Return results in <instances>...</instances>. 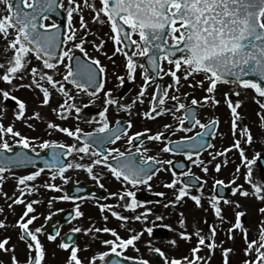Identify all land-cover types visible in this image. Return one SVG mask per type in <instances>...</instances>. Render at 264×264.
<instances>
[{"label": "snow or ice", "instance_id": "6c2138e0", "mask_svg": "<svg viewBox=\"0 0 264 264\" xmlns=\"http://www.w3.org/2000/svg\"><path fill=\"white\" fill-rule=\"evenodd\" d=\"M5 5L4 14L0 15V38L5 44V51L11 53L4 62H0V195L11 203L8 208L14 212V205L23 204L24 209L14 225L7 223L8 217L0 219V230L7 232L9 227H19V239L25 243L30 255L21 261L17 255V246L11 243V235L0 237V251L10 256L11 264H47L46 248L40 239L43 226L31 228L30 225L38 219L35 214L34 204L39 201L28 199L32 193L39 192L36 181L45 170L51 182H46L43 187L63 193L48 200L49 206L53 200L83 201L85 197L69 195L65 189L55 183L59 178L64 184L72 179L66 173L77 169L85 171L100 188H104V179L111 175L121 185L118 191L108 193L115 198L114 204L99 203L103 213L111 212L113 217L125 222L122 226L128 229L130 219L139 221L141 228L128 229L127 237L121 236L113 227H76L71 229L74 233L102 232L111 234L113 238L102 240L106 250L85 259L80 253V244L71 236L61 238L59 248L69 252L64 264H123L122 260L110 258L112 254L125 256V250L130 246L140 251L138 242L145 232L151 236L154 228L158 227L150 220V215H155L151 207H144V211L131 217L116 211L117 207L136 212L149 203L147 200L137 198L139 186H146L152 190L150 181L162 171L171 170L172 179L164 186L175 191L172 198H167L164 192L159 195L167 199L164 208L175 206L185 198L190 197L197 207H202L203 185L199 183L202 178L191 174V170L178 172L172 166V159H160L161 153H181L189 160L196 157L195 164L202 166L205 173L209 172L208 165L215 156L223 157L231 149L239 152L240 164L235 172L239 174L241 168L245 169L243 175L252 191L238 185V176L229 181L232 185L233 195L239 193L248 197L255 195L264 201V165L260 166V177L254 179V168L259 161L264 160L261 152H255L252 157L246 154L243 144L252 145L255 136L248 124H243L246 117L238 110L243 104L241 90H254L260 111L257 116L260 121L261 136L264 137V0H2ZM62 12L61 15H55ZM86 13L91 16V24L107 26L108 36L114 43L111 56L104 52L107 43L96 31H93ZM54 17V18H53ZM78 18V20H77ZM77 23L79 27H77ZM82 33V35H81ZM96 36L99 40L91 39ZM111 60L121 54L125 57L123 74L113 73L117 87H123L128 80L136 81L137 70L142 69L143 83L140 90L130 102H121V98L113 95V89L107 88L108 67L102 63L99 56L90 55L87 44ZM141 59L146 63H141ZM35 61V63H34ZM115 65V61H112ZM167 64L165 69L164 64ZM63 68V71H61ZM151 70H155L150 74ZM163 76H170L172 82L166 86L158 80ZM197 77H202L197 79ZM182 80L189 81L188 87L195 89L197 86L204 89L207 95L202 97L206 103L219 105L216 99L218 87L222 84L233 85L232 91L224 92V98L230 109L231 133L234 143L222 152H216L212 159H201V154L206 148L215 149L206 137L218 125L219 118L209 120L207 123L197 118L196 108L200 105L193 92H185L184 96H191V103H178L177 110L183 109L182 117H176L175 112L166 107L168 99L179 101V96L169 95L171 90L180 92L183 87ZM7 84L9 87H4ZM74 88L70 89L67 85ZM154 91L149 93L150 86ZM27 89L35 94L39 109L50 108L61 120L73 117L76 121L96 124L92 131L85 132L80 126H64L55 120L42 116L40 110H33L27 115L29 103L14 93ZM103 93V110L97 115L85 119L84 110L89 105H95L98 94ZM59 95L61 101L56 107L51 106L53 95ZM77 94L91 97L84 103L77 101ZM147 95V99H146ZM233 95L236 97L233 100ZM14 101V120L22 121L28 128L36 130L37 126L31 120H40L46 123L47 134L54 132L66 134L74 140L73 143H63L55 139H42L39 136H29L16 128L14 122L4 123L8 113V102ZM137 103H147L148 108L137 115L148 120L171 112L177 123L173 129L172 124L165 123L163 131L153 132L151 128L144 127L140 131H132L133 119L129 118L125 124L119 120L113 126L109 119V107L115 106L116 111H124L129 117L132 115ZM98 116V118H97ZM185 121L191 126L185 127ZM241 124L243 126L241 127ZM199 127L203 132L195 135H183L173 140L165 135L166 132H192ZM147 134V135H146ZM12 140V143L9 140ZM123 140L128 145L127 151H122L117 146L107 147L108 144L116 145ZM160 142L156 155H149L151 149L145 146L144 141ZM14 145L21 146L19 151L14 150ZM25 149H30V154ZM38 149H50V158H43V167L35 163L41 159ZM75 154V156L73 155ZM212 154H210L211 156ZM65 157H71L66 162ZM87 158V160H86ZM228 163L227 160L224 161ZM16 166H34L35 170L18 174L13 169ZM97 166L106 171H97ZM217 172L221 164L214 165ZM183 169V163L180 164ZM11 177L16 181L15 191L11 196L3 190L6 180ZM79 184V181H77ZM216 185H224L223 179L215 181ZM197 186L199 194H193L191 188ZM136 189V190H134ZM79 191V189H77ZM18 193V194H17ZM95 197V193L90 194ZM107 199V197H105ZM235 205L237 209L242 206L239 201H232L224 196L215 195L210 199V207L215 216L224 223L225 215L220 202ZM259 211L264 213V207ZM4 208L0 206V214ZM11 214V213H10ZM54 213L49 212L47 219ZM80 203L75 204L76 217H83ZM246 211L235 213V222L228 229L230 239H235L234 230L243 229V238L247 243L244 249L248 259L243 264H264V223L260 225L259 239L249 240L248 229L243 227L241 217ZM178 224L181 229H173L177 236L185 242L191 243L195 237L196 243L186 255L179 257L165 254L161 248L153 247L148 240L149 251L160 253L164 264H209L211 255H201L204 248L214 253L217 248V227L212 225L209 234H203V229L198 226L189 232L187 218L184 213H179ZM109 216L103 215V220L108 221ZM163 215H156V220L163 221ZM172 228V225H161ZM60 237V232L50 233L48 239L55 242ZM211 242H208V241ZM170 243L178 247V240L172 239ZM86 244L83 250H87ZM231 248H222L223 264H230ZM128 260L138 261L139 264H152L144 256H128ZM0 264L6 262L0 259Z\"/></svg>", "mask_w": 264, "mask_h": 264}, {"label": "rangeland", "instance_id": "374dc122", "mask_svg": "<svg viewBox=\"0 0 264 264\" xmlns=\"http://www.w3.org/2000/svg\"><path fill=\"white\" fill-rule=\"evenodd\" d=\"M96 3H98V1L96 0ZM4 9H5V5L3 4L2 0H0V15L4 14ZM86 19L89 20V23L93 29V31H96L98 33V35L100 37H102L104 40L107 41V43L105 44L104 47V52L108 53V56L112 55V52L114 51V43L113 41L109 38L108 33H109V28L107 26H103L101 28L100 25L97 24H91V16L86 13ZM78 20V18H77ZM77 27H79V24L77 23L76 25ZM82 35V33H81ZM91 39L96 40L97 43H99V40L97 39L96 36L91 37ZM88 52L90 55H94V56H99L102 63H104L105 65H107L108 67V83L106 85V87H112L113 85L115 86V88L113 89V95L114 96H118L117 95V91L118 88L117 87V81H115L113 73L115 72H119L121 74H123V68H124V60L125 57L121 54H118L115 57H112V59L110 60L108 58V56H105L102 52L96 51L92 45L89 43L86 45ZM5 44L2 38H0V62H4L8 57H10L11 53L6 52L5 50ZM115 61V65L113 64L112 61ZM35 63V61H34ZM164 66L167 68V64L165 62ZM139 70V69H138ZM4 70L0 69V74H2ZM61 71H63V68H61ZM167 77V81L166 82H171L172 78L170 76H166ZM202 77H197V79H201ZM128 79L126 78V81ZM183 81V87L180 89V92H173V90H171V92H173L171 96H179L180 100L179 102H183V103H190L191 102V96H184L183 93L185 92H194L195 97L197 98V95L199 94V91L201 89L198 88V86L195 89L189 88L188 84L189 81ZM134 83L133 89L135 90V93L132 92L127 99H124V102H129L131 99L135 98V96L137 95V93L140 90V81H138L136 79V81H132ZM136 82H138V84H136ZM71 85V84H70ZM4 87H9V85L4 84ZM70 89H73V86H69L67 85ZM121 88V87H120ZM234 88L233 85L230 84H222L218 87V91L216 92V99H219L221 102L218 106L216 105H212L211 103H204L201 100V112H202V118L204 121L208 120V119H214L216 117L219 118V124L221 123V130L219 131V135L215 137L213 144L215 145V149L210 148V151L208 153H206L205 155H203L201 157V159H204L206 162L209 159H212V156L215 155L216 152H222L224 148H229L233 143V139L231 140L229 137V133H227L229 131V126L231 124V115H230V109L227 106L226 102H225V98H224V92L226 91H232ZM152 88H149V92H151ZM15 95L21 97V98H26L31 100L35 98V94L27 89H21L17 92L14 93ZM29 96V97H28ZM147 96V95H146ZM200 97V96H199ZM255 98L254 96V91L252 89H249L247 91H244L243 89L241 90V99L243 100V104L241 106V111L240 109H238L242 116L246 117V119L243 121V124H248L249 127L252 129L253 134H255V140L254 142H256V144L260 147V151L261 154L264 155V137L261 136V127H260V121L259 118L257 116V113L260 111V107L257 106L256 103H253V99ZM91 99V97H88L86 95H82V94H77V101H83L84 103H87V101ZM236 97L233 95V100L235 101ZM103 100H104V96L103 93L98 94V99L96 100L95 105H89L88 108H86L84 110V115H85V119H90L91 116L93 115H97V109L99 107H101V105H103ZM38 101V100H37ZM61 101V97L59 95L54 94L53 98L51 100V106L52 107H56L57 104ZM122 102V101H121ZM123 103V102H122ZM3 102L0 101V106H2ZM38 102L34 103V104H29L28 107V111L30 109V112L32 113L33 110H40L42 112V116L46 117L47 119H52L55 120L57 123H61L65 126V123L63 122L64 120H61L55 113H53L51 111L50 108H45V109H39L37 107ZM144 108V104L141 105L139 103H137V105L134 107L133 111H132V115L131 117L134 116H138L137 113L140 111H143ZM15 110V107H12L9 105L8 102V113H10V115L7 113V120L4 121V123H9V122H14L15 126L17 127V129H19V126L16 120H14V118L12 119L13 116V112ZM122 114V115H121ZM120 115V116H118ZM118 116V117H117ZM10 118V120H9ZM98 118V116H97ZM117 118H122L123 120H128L130 117L129 115L124 112V111H120L117 112L115 106H110V110H109V119L112 121V123L114 122V120ZM38 121V120H36ZM31 122V121H29ZM67 124L68 126H80L83 129H87V128H95L97 127L96 124H88L85 123L83 121H76L73 117L69 118L67 120ZM42 126L40 124H38L36 130L30 129V128H25L24 130V134L29 135V136H39L42 139H55L58 141H61L63 143L67 142L68 144H71L74 142V140L70 137H68L66 134L60 133V132H54L51 137L47 136V128H46V123L41 121ZM22 126H23V122H21ZM35 124V123H34ZM243 124H241V127L243 126ZM142 127V126H140ZM220 127V126H219ZM138 125L135 127V129H138ZM163 129V128H162ZM20 131H22L21 129H19ZM228 135V136H227ZM10 143H12V140H9ZM254 144V143H253ZM248 145V144H247ZM112 146V145H111ZM243 147H245L246 149V154L249 157H252L254 154V152L252 150H249L246 147V144L242 145ZM151 151L148 153L149 155H156L157 152L159 151V146L156 145H151L149 146ZM218 148H221L222 150H218ZM45 149H38L39 153H42ZM210 154H212L210 156ZM75 156V154H73ZM162 155V156H161ZM160 155V159L163 157H166V159H169L168 155H164L161 154ZM235 158L236 161H240V157H239V152L236 149H231L228 153H226L223 157L220 156H215L214 159H212V166L220 163L222 168V172H223V177L228 178L227 181H225L226 183H228L229 181H231L234 176H238V179L236 180V183L238 185H242L244 189H248L250 192L252 191L251 186L246 183L244 180V171L245 169L241 168V172L239 174H237L235 172V169L237 167L238 164L234 165V170L232 169V166H229L228 168L224 167L225 163L224 161L227 160L228 163H230V161H233ZM69 161L72 159L71 157H68ZM87 160V158H86ZM211 164L208 165L209 169L211 167ZM167 166V165H166ZM165 166V167H166ZM25 171H16L18 174H23L26 172H30V171H34L35 169H30L29 167H27L26 169H24ZM97 171H106L105 168H101L100 166H97ZM15 171V170H14ZM193 171H195L198 174H203V170H202V166H200L199 164H193ZM23 172V173H22ZM212 172V171H211ZM68 176L72 177V181H79V182H86V183H92L95 187V189L98 192H106L105 197H107V199L104 198V200L102 202L94 200L92 198H88L87 196H83L85 197V199L81 202V201H61V200H53V204L51 206H49L48 204V200L52 199L53 197L62 195L63 193L58 192L56 190H50V189H46L43 187V184L46 182H51L49 180L48 177V170H45L44 173H42L41 177H39L37 179L36 184L39 186L40 190L39 192L36 193H32L31 196L28 197V199L33 200V201H39V203L34 204V207L36 209V215L38 216V219L36 221L33 222L32 225H30L31 228H36V227H40L43 224V221L46 217H48L49 212L54 213L56 212V210L60 207L65 208L66 205H75L77 203H80L81 205V211H83L85 213V215L83 217H76L73 221L69 222V223H64L63 226L61 227V233L65 232L68 229L71 228H76V227H82V228H87V227H93L95 226L96 228H100V227H117L118 225H120V228L117 229V231L120 233L121 236L127 237L130 232L128 231V229H132V228H136L137 230H139L141 228V223L139 221H135V220H129L127 223L128 225V229H125L122 225L125 223L121 220H119L118 218H116V223H114V217L111 215V212L105 210L103 213L101 212V209L99 208L98 204L99 203H109V204H114L115 203V198L114 197H110L108 196L109 192L112 191H118L121 187V185L119 184V182H117L114 178L111 177L110 174H108L106 176V178L104 179V184L105 187L102 189L99 187V185L92 180V178L85 172L82 170H77V169H72L69 170L66 173ZM170 174V173H169ZM208 176V175H205ZM168 179L170 180L172 177V174H170V176H167ZM212 177V176H211ZM215 177V176H213ZM211 178L209 180V184L212 183V179ZM157 180V177L155 178ZM254 179L255 180H259L261 179L260 177V170L258 168V166H256L254 168ZM221 180V179H219ZM244 181V182H243ZM15 180L12 179L11 177H9L6 182L4 183L5 185H12L15 184ZM158 182V181H157ZM55 183L60 184L65 191H67V186L66 184L63 183V181L59 178L56 179ZM4 185L3 190L5 192L8 193L9 196H11L13 194L14 190H11L10 186L6 189V186ZM229 188V190H231L232 185L230 183L226 184ZM205 186V184H204ZM152 189L155 191H161L162 187L160 184L158 185H154L152 184ZM198 188H196L197 190ZM175 190L174 189H170V192L167 196V198H172V194ZM191 192L195 193L194 191L191 190ZM209 193V192H208ZM207 193V194H208ZM211 195L210 196H206L203 197L204 202H203V206L202 207H197L194 206V203L189 201L190 206L188 207L187 205H183L181 203H179V208L177 207H173V206H169L168 208H164V203H167V199L165 197H162L163 202H159V203H155L152 205V208L154 210H157L158 212H153L155 215H150V220L154 221L158 227L163 228L166 230V235L163 238H158L155 237L153 234L151 236H149V234L147 232L144 233V235L142 236V238L140 239V243L138 244V246L142 247L141 242H143L144 246L142 247L143 249H140L139 252H137L135 250V248L133 247H129L127 250H125V257L127 258L128 256H144L146 258H148L152 264H164L163 258H161L159 261H155L152 259L151 256V252L148 250L149 249V245L147 243L148 240L152 241V246L153 247H162L165 249V254H168L170 256H175V257H179L181 255H186L189 251V249L195 245L196 240L195 237L193 238V240L191 241V243L185 242L183 239H180L177 236V232L173 229H177V230H183L180 228L179 224H178V220L180 219L179 213L183 212L185 217L187 218V223H188V231L189 232H193L195 230V227L198 226L199 228L203 229V234L204 235H208L209 231H210V227L212 225H215L217 227V235L215 237L216 242H217V248L215 250L214 253H211L210 250L208 248H204L201 252V255H205L206 257L211 255V260L209 262V264H223V256H222V248H231L233 249V253L234 254H230V264H243V261L245 260V252L244 249L247 247V243L245 241V239L243 238V229H236L234 230V234H235V239H230L229 238V234H228V229L231 227V223L235 222V213L237 211H246V215L244 217H241V221L243 224L244 228L248 229V238L249 240H258L259 239V232H260V225L262 223H264V213H261L259 211L260 208L264 207V201L259 200L255 195H249L248 197H244L241 196L239 193L233 195L232 191L229 194V196L227 197V199L232 200V201H239L241 204V208L237 209L235 207V205H229V204H225L223 201L220 202L221 207L223 209L224 215H225V220L224 223L221 224L220 220L215 216L214 210L210 207V203H208V201H210L211 197L214 196L213 195V190L211 188L210 190ZM18 194V193H17ZM11 203L10 200H6L2 195H0V206H2L4 208V213L0 214V219H4L5 216L8 217L7 223L10 225H14L16 223V221L19 219V216L22 214V211L24 209V205L23 204H18V205H14V212L12 210H10L8 208V205ZM182 205V206H181ZM194 206V207H193ZM144 207H149V206H143L141 208H137L136 212L133 213L131 210H126L120 207H117L115 210L116 211H120L123 215H127L129 217L136 215V214H140L144 211ZM210 208V209H209ZM165 210V212H164ZM11 213V214H10ZM103 215H108L109 219L108 221H104L103 220ZM156 215H163L165 217V219L163 221H158L156 220ZM209 220V221H208ZM208 221V222H207ZM160 222V223H159ZM159 223V224H158ZM165 224H170L172 225V228H165L162 227L161 225H165ZM2 231V230H0ZM20 229L19 227L13 228V227H9L7 229V232L3 231L4 233L1 232L0 237H3L4 235H11L12 239H11V243L15 244L17 246V255L19 256V259L22 261H25L28 256L30 255V253H28L26 247V253H24L23 251V242L19 239V236L21 235L20 233ZM43 234V232H41L39 235ZM258 234V235H257ZM80 235V233H79ZM81 236L84 239V241L79 242L78 244H81L83 246L86 245V240L88 238H94L95 239V244L96 245H101L100 249L99 247H89L87 248V250H83L84 247H81L82 251L80 253V255L87 259L89 257H91L92 255L96 254L99 251H104L106 250L107 246L103 245L102 240L105 239H111L113 238L111 236V234H107V233H102V232H93V233H84L81 232ZM41 241L44 243L45 248H46V261L47 264H64V261L66 259V257L69 255L68 252H66L65 250H62L59 248V244H60V240H56V242H53L51 244H49L48 242V238L47 236H43V238H40ZM172 239H177L178 240V247L174 246L170 243V241ZM208 242H211L210 240ZM0 259L4 260L6 262V264H11V259L9 255H6L4 252L0 251ZM97 264H100V262L98 261Z\"/></svg>", "mask_w": 264, "mask_h": 264}, {"label": "water", "instance_id": "95a60500", "mask_svg": "<svg viewBox=\"0 0 264 264\" xmlns=\"http://www.w3.org/2000/svg\"><path fill=\"white\" fill-rule=\"evenodd\" d=\"M56 14H59V15H61V17H62V12H58V13H56ZM55 14V15H56ZM50 152H51V150L50 149H48V152L46 153V154H44V155H40V157H42L41 159H37L36 161H35V163L36 164H38L39 166H41V167H43V164H44V159L43 158H50ZM66 162H67V160H66ZM261 162V164H260V166L261 165H264V162H263V160L262 161H260ZM80 191H81V189H79ZM78 192H76V194H77ZM227 194V192H226V190H221V192H219L218 193V195H220V196H225ZM66 212L67 211H62L60 214H59V216H66ZM159 256H157V258H158ZM114 258V257H113ZM122 262H123V264H139V263H133V262H126V261H123L122 260Z\"/></svg>", "mask_w": 264, "mask_h": 264}, {"label": "flooded vegetation", "instance_id": "af4514ba", "mask_svg": "<svg viewBox=\"0 0 264 264\" xmlns=\"http://www.w3.org/2000/svg\"><path fill=\"white\" fill-rule=\"evenodd\" d=\"M119 143H125L123 140L119 141ZM120 148V147H119ZM122 151H127L128 150V145L126 144L123 148H120ZM140 193H145L146 196L143 197V200H147V201H150L149 200V197L152 195V191H149L148 188H143L141 189Z\"/></svg>", "mask_w": 264, "mask_h": 264}]
</instances>
